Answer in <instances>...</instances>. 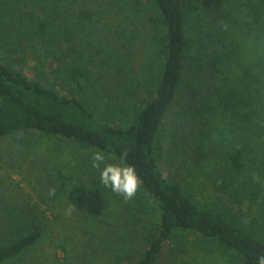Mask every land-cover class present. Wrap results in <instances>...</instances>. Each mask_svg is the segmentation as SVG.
Listing matches in <instances>:
<instances>
[{
	"label": "trees",
	"instance_id": "obj_1",
	"mask_svg": "<svg viewBox=\"0 0 264 264\" xmlns=\"http://www.w3.org/2000/svg\"><path fill=\"white\" fill-rule=\"evenodd\" d=\"M141 24L158 41L160 59L144 68L147 78L133 79L136 37L127 31ZM96 31L110 32L106 46ZM106 68L127 88L124 108L114 112L126 123L100 119L90 104L106 91ZM62 82L64 94L56 89ZM135 85L146 93L137 96ZM27 130L134 167L159 222L130 264H155L180 234L202 237L236 264H257L264 254V0H0V139ZM167 160L177 174L166 176ZM42 235L38 225L0 214V264H37L25 257Z\"/></svg>",
	"mask_w": 264,
	"mask_h": 264
},
{
	"label": "rangeland",
	"instance_id": "obj_2",
	"mask_svg": "<svg viewBox=\"0 0 264 264\" xmlns=\"http://www.w3.org/2000/svg\"><path fill=\"white\" fill-rule=\"evenodd\" d=\"M143 28L142 24L137 28L129 26L127 31V35L136 37L132 42L135 55L133 79L147 78L142 72L144 68L153 66L160 59L158 41L149 40L152 31ZM109 35L110 32H95L96 38L99 42L102 39L105 46ZM117 44H122L121 39ZM150 56L155 58L149 60ZM104 70L108 75L100 78V82L106 91L90 96V104L100 119H108L109 115L114 121L126 123L127 117L114 112L124 108L120 101L127 88L117 87L116 79L107 68ZM153 77L148 80L151 84ZM56 86L61 94L67 93L64 82ZM135 86L137 96L146 93L143 87ZM131 99L132 102L138 100ZM161 146L166 156L164 139ZM95 152L98 151L72 140L35 130L15 132L0 139V214L6 216L9 213L18 221L38 225L43 231L42 239L25 258L37 264H130L143 252L149 234L158 226V209L141 184L131 200L104 187L100 182V170L92 167ZM103 154L105 164L124 166L114 157ZM170 162L167 160L162 164L166 176L176 173V164ZM50 189H55V195H49ZM199 197L196 196L202 198ZM231 259V254L200 236L180 234L166 244L155 264H236Z\"/></svg>",
	"mask_w": 264,
	"mask_h": 264
},
{
	"label": "clouds",
	"instance_id": "obj_3",
	"mask_svg": "<svg viewBox=\"0 0 264 264\" xmlns=\"http://www.w3.org/2000/svg\"><path fill=\"white\" fill-rule=\"evenodd\" d=\"M105 156L102 152H95L92 155V167L100 170V182L104 187L125 200L135 197L140 181L132 166H120L117 164H105ZM104 164L103 168L101 165ZM49 195H55V189H50ZM257 264H264V254L257 256Z\"/></svg>",
	"mask_w": 264,
	"mask_h": 264
}]
</instances>
